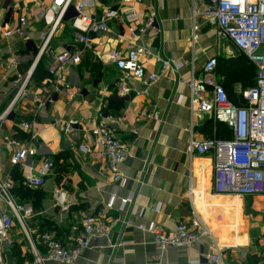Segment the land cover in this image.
Listing matches in <instances>:
<instances>
[{"label":"crops","instance_id":"1","mask_svg":"<svg viewBox=\"0 0 264 264\" xmlns=\"http://www.w3.org/2000/svg\"><path fill=\"white\" fill-rule=\"evenodd\" d=\"M52 2L0 0V24L13 29L10 37L0 36V112L15 96L17 74L31 72L26 93L15 102L9 118L0 124V177L10 175L17 201L32 205L36 211L26 224L27 234L18 223L14 224L13 242L4 246V264H33L35 252L44 256L41 236L45 233L71 246L82 234L88 216L103 221L109 230L91 241L76 264H210L206 256L216 246L225 262L259 264L264 215L246 213V196L215 192L211 154L187 152L191 129L193 136L201 140L215 132L216 126L210 114L192 118L185 81L192 67L197 75L200 73L209 56L233 58L235 55L228 49L221 48L224 40L231 42L219 40L214 25L201 17L198 37L191 43V0H142L132 5L138 17L136 26L147 11L156 13V24L137 42L164 58L183 62L184 67L177 74L162 77L146 95L120 97L117 70L103 61L110 50H126L130 46L127 22L119 17L109 21L106 29L88 35L81 63L65 73L67 83L76 93L74 99L70 100L67 92H59L52 103L43 106L41 101L52 89L48 74L51 57L47 51L58 53L70 46H80L71 24L74 6L52 31ZM121 4L122 0H94L85 3L84 13L98 19L104 8ZM13 5L19 9L13 10ZM21 17L26 20L24 25L20 23ZM47 36V49L43 52ZM12 62L17 65L14 69L8 68ZM144 63L150 71L158 69L153 60L146 59ZM39 64L37 78L35 70ZM101 110L124 117L116 132L130 146L131 154L121 166L123 179L119 183L113 181L106 157L91 135ZM154 110L159 112V120L147 118ZM72 120L76 124L65 132L64 124ZM25 122L34 124L37 132L31 143L37 155L27 165L12 166L15 148L5 143L13 137L27 140V132L21 129ZM80 146L88 150L82 152ZM46 158L54 165L45 186L35 189L34 196L24 198L23 192L34 191L22 186L28 164L37 173ZM56 188L65 192L67 209L55 205ZM114 193L117 199L108 208ZM128 196L132 202L122 205L121 199ZM194 216L200 218L212 237H202L189 248L159 251L152 235L139 229V225L154 222L173 230L179 223L189 225Z\"/></svg>","mask_w":264,"mask_h":264},{"label":"built area","instance_id":"2","mask_svg":"<svg viewBox=\"0 0 264 264\" xmlns=\"http://www.w3.org/2000/svg\"><path fill=\"white\" fill-rule=\"evenodd\" d=\"M41 1V0H40ZM53 0L49 11L54 12L55 21L51 30L54 31L68 11L74 6L75 13L71 18L75 30V38L80 46H70L61 52L47 51L51 61L48 74L52 80V89L41 101L45 106L54 101V96L59 92H67L70 100L74 99L75 92L65 79L67 70L82 61L85 47L89 43V34L107 28V23L113 19L123 17L127 22V33L131 38L130 46L126 50L112 49L103 61L111 63L117 70L116 88L122 98L146 95L158 81L168 75L177 74L184 63L173 59L164 58L158 53H153L144 43H139L142 36L156 24V13L147 11L143 20L138 21L137 12L132 6L142 0H122L123 5L104 8L98 19L84 13L85 3L94 0ZM192 31L190 41L194 44L198 37L199 22L201 17L214 25L218 39L229 40L256 68L254 86L247 90L237 89L245 101L244 105L237 106L232 103L223 85L224 76L216 73L218 57L209 56L202 65L197 75L192 67L186 84L189 87V109L192 118L201 113L210 114L214 123L224 124L231 131L230 138L222 139L206 137L197 139L192 134L187 145L190 155L211 154L214 161V190L218 194L240 196H264V0H191ZM43 5V3L41 2ZM125 7V8H123ZM13 10L19 9L13 5ZM25 18H20V23L25 24ZM13 34V29L0 24V36L8 38ZM50 36V33L48 34ZM43 44V52L49 37ZM146 59L153 60L158 66L156 71H150L145 66ZM12 62L8 68H16ZM31 72L17 74L14 81L16 93L6 109L0 112V124L9 118L12 108L17 100L26 93ZM181 80V79H180ZM183 96H180L181 102ZM147 118L159 120L160 114L154 110ZM124 123L121 114H113L101 110L97 116V123L92 128L91 135L96 147L100 148L106 157L107 170L112 175L113 181L119 183L123 179L121 166L131 154L130 146L123 142L117 135V129ZM76 124L75 121L65 123V132H70ZM21 129L28 134L27 140L13 137L5 144L14 147L11 165H27L28 161L37 155V149L31 145L37 137L34 124L22 123ZM82 152L88 149L80 146ZM28 172L22 180L26 189H40L45 186L47 178L52 173L54 162L46 158L38 172L34 171L32 164H28ZM14 182L10 175L0 177V264H4V246L12 244L11 231L18 223L27 234L26 224L35 215L32 205L19 203L12 189ZM56 206L67 209L66 194L61 188L54 190ZM116 193L112 195L107 204L112 208ZM121 204L132 202V197L121 199ZM264 215V207L259 212ZM139 229L152 235L153 242L159 251L170 247H191L200 238L210 236L212 233L202 223L199 217L194 216L189 225L179 223L175 229L166 230L163 225L154 222L149 225H139ZM109 228L103 221L94 216L86 217L80 237L71 246L64 245L48 233L41 236L45 247V255L35 252L33 264H44L45 261L54 264H76L78 259L90 247L91 241L107 234ZM210 264H231L222 259L218 246L213 253L206 256ZM199 261H193L198 263ZM264 264V244L260 252V263Z\"/></svg>","mask_w":264,"mask_h":264},{"label":"trees","instance_id":"3","mask_svg":"<svg viewBox=\"0 0 264 264\" xmlns=\"http://www.w3.org/2000/svg\"><path fill=\"white\" fill-rule=\"evenodd\" d=\"M247 64L250 65L249 68H251L252 71V77H254L253 82L251 87L254 86V81H255V76H256V68L253 66V64L242 54L240 53L237 57H233L232 59H222L221 57L218 59L217 62V68H216V73L218 76H224L225 80L223 82V85L227 91L228 94V98L229 100L234 103L237 106H242L244 105L245 101L242 98V95H240L232 85L233 82H237L238 79H240V76H246L247 74L249 75V68H247L248 66H246ZM224 65V66H223ZM40 64L37 66L36 70H35V76L38 78V71L40 68ZM223 66V67H221ZM35 77V78H36ZM242 80V79H241ZM241 82V81H240ZM241 84H243L241 82ZM248 87V88H251ZM115 114V113H113ZM214 122V121H213ZM216 126V131L215 132H211L210 135L208 137H216V138H222V139H226V138H230L231 136V131L228 129V127L224 124H220L217 123L215 124ZM21 139V138H19ZM38 189H36L37 191ZM12 192L15 196L18 197V195L15 192V189H12ZM35 194H37V192L28 190L27 192H23L22 196L25 197H32ZM20 199V198H19ZM21 202V200H20Z\"/></svg>","mask_w":264,"mask_h":264},{"label":"rangeland","instance_id":"4","mask_svg":"<svg viewBox=\"0 0 264 264\" xmlns=\"http://www.w3.org/2000/svg\"><path fill=\"white\" fill-rule=\"evenodd\" d=\"M219 45V44H218ZM221 48H226V50L228 49L231 53V55H235L232 57H237L240 53L236 50V48L229 43L228 41L224 40L221 44ZM218 59L220 58L219 56H217ZM222 59L224 57H221ZM227 59V58H224ZM232 59V58H231ZM224 66V65H223ZM221 66V67H223ZM246 66H248L247 68L250 67L249 64H247ZM252 69L249 68V75L247 74L246 76H240L237 82H233L231 87L233 86L234 89L237 91V89H241V90H247L248 87H251L252 82L254 77H252ZM253 78V79H252ZM242 79V80H241ZM243 84H241V82ZM264 206V197H261L259 195L257 196H246L245 197V208H246V213H251L252 215L254 214H259V212L261 211V209Z\"/></svg>","mask_w":264,"mask_h":264}]
</instances>
